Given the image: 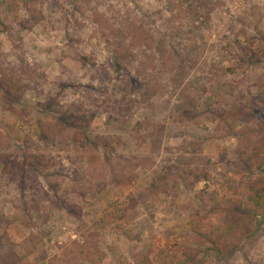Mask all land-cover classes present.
<instances>
[{"label": "rangeland", "instance_id": "obj_1", "mask_svg": "<svg viewBox=\"0 0 264 264\" xmlns=\"http://www.w3.org/2000/svg\"><path fill=\"white\" fill-rule=\"evenodd\" d=\"M256 159L264 0H0V264H264Z\"/></svg>", "mask_w": 264, "mask_h": 264}, {"label": "trees", "instance_id": "obj_2", "mask_svg": "<svg viewBox=\"0 0 264 264\" xmlns=\"http://www.w3.org/2000/svg\"><path fill=\"white\" fill-rule=\"evenodd\" d=\"M257 164V170L258 171H263L264 170V160H258ZM252 213H249L247 211H238V210H233V211H226V219L224 221L228 223L230 226L235 228L237 234L240 237H253L256 235V233L259 232L258 227L253 226V219L251 217ZM247 220V221H246ZM246 221V222H245ZM236 243L227 241L224 244V249L226 253L232 254L234 250L236 249Z\"/></svg>", "mask_w": 264, "mask_h": 264}]
</instances>
